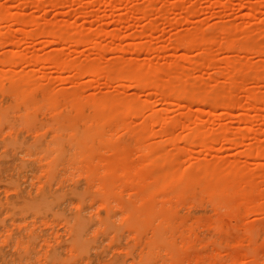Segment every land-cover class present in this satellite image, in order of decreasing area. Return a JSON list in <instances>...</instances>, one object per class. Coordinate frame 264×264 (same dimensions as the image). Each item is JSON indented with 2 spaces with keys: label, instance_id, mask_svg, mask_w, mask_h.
I'll return each mask as SVG.
<instances>
[{
  "label": "rangeland",
  "instance_id": "1",
  "mask_svg": "<svg viewBox=\"0 0 264 264\" xmlns=\"http://www.w3.org/2000/svg\"><path fill=\"white\" fill-rule=\"evenodd\" d=\"M0 9L8 17V20L0 22V33L5 38L2 37L3 42L0 43V60H5L9 51L16 52L19 57L26 55L27 58L61 55L67 62H75L83 67L100 65L105 73L116 74L114 80L103 79L101 84H97L99 75L77 76L70 68L62 73L49 63L36 66L33 63H18L14 69L16 72L36 73V80L44 89L62 93L82 89L83 99L98 94L132 102L135 109L128 118V124L138 133L144 128L151 131L150 137L146 138L148 142L145 141L149 145L147 149H150L146 150L144 146H140V149L133 144V147L127 146L126 153L128 160L135 164L133 171L139 169L145 172L143 180L138 178L137 181L140 180L141 185L155 196L143 198L133 190L138 183L134 182L133 189L131 183L130 187H126L128 184L120 186V190L118 187L120 200L142 208L138 218L147 219L153 226L161 223L163 214L176 208L174 220L169 223L165 234L170 251L159 256L153 252H143L139 244L155 239L152 230L146 228L138 235L130 233L123 225L118 202L111 199H108L106 211L112 229L107 230L104 225L100 227L99 221H102L106 211L102 210L100 216L98 206L93 203V197L103 198L107 194L102 187L105 173H109L111 163L118 158L124 146H113L114 152L110 150L111 146H79L81 143L69 142L63 134L65 131L60 129V125L67 122L64 119L49 121L52 125H48V120L43 118L25 124L15 117L0 127V144L10 136L21 146H0V159L30 158V165L40 168L39 175L49 160L57 161L59 166L54 189L59 190L61 196H66L59 210L63 209L66 216L76 214L68 198L71 194L77 195L84 199L82 215L91 224V229L83 235V240L89 244L86 260L79 261L75 253L64 247L69 238L68 231L65 226L55 222L52 226L42 227L44 235L37 240L39 245L35 251L39 252L41 248L44 251L55 250L56 256L49 261L46 255L39 254L32 260L33 264H133L132 260L141 256L147 261L146 264H264V102L251 100L255 96L264 99V0H0ZM15 17L23 19L26 24L17 25L13 20ZM49 26L51 29L57 26L56 29L61 32L65 30L64 33L67 32L69 36L78 33L79 37H92L97 43L89 39L76 44L66 38L57 42L52 36H46L51 34ZM25 31L32 33L28 37ZM181 39H194L195 43H199L186 50L180 44ZM142 66L161 70L159 75L162 83L165 82L163 87H172V82L177 86L180 84L197 96L196 102L181 100L171 92L166 95L168 91L163 95L154 85L128 79L134 70ZM8 68L1 64L0 72ZM44 73L51 77L53 84L40 77ZM233 75L237 79L231 81ZM227 99H234V102L231 100L234 106L229 105L232 108L223 105ZM169 102L173 104L168 105ZM158 117L162 120L160 125L155 123ZM175 122L180 123L176 125ZM83 123H79L82 124L81 130H88ZM50 126L53 130H49ZM197 129H201V132L207 129L209 135L211 132L216 135L217 132L222 134L223 129L224 132L228 130L229 138L234 141L239 139V142H226L217 133L218 137L213 135V141H209L211 145L205 149L198 137L199 141L192 140L193 143L185 138L193 137ZM129 130L120 129L115 133L106 131V138L111 137L119 145L123 141L130 142L132 138L137 140L139 134L133 136ZM165 131L172 132L169 134H173V141L166 142L168 135L164 133L168 132ZM58 141L65 142L60 152L56 151ZM156 141L163 146L152 148L149 142ZM168 154H172L171 160H167ZM83 157L88 159L84 162L83 171L77 172L73 167L78 168ZM203 161L223 169L234 162L239 163L253 175L257 188L253 192L255 198L252 199L255 201L250 203V209L238 215L235 234H229L223 242L212 225L204 222L209 218L218 220L220 215L230 219L233 215L226 204H210L206 194L197 192L199 188L185 196L188 203L177 204V194L173 193L177 190L160 186L165 165L182 173L189 168L195 167L197 170L196 166ZM131 163L129 169H133ZM137 163L141 164L140 167L136 166ZM28 176L29 184L38 183L37 178L31 174ZM26 179L21 176V188L25 190L28 187L31 195L37 196L38 191L29 187ZM112 184L109 186L114 187ZM1 191L3 203L14 196L13 192L5 193L3 188ZM165 194L170 195L165 197ZM153 206L158 211L150 220L148 209ZM198 218H202L203 222H198ZM187 221L190 224L195 222L194 226L188 229ZM116 234L119 235V243L112 246L111 239ZM189 235H193V239ZM237 235L239 237L235 239ZM1 249L6 252L10 247L3 246Z\"/></svg>",
  "mask_w": 264,
  "mask_h": 264
},
{
  "label": "bare ground",
  "instance_id": "2",
  "mask_svg": "<svg viewBox=\"0 0 264 264\" xmlns=\"http://www.w3.org/2000/svg\"><path fill=\"white\" fill-rule=\"evenodd\" d=\"M152 5L153 4L149 6L151 7ZM0 12H1L0 22L3 20H8V17H6V13H4L2 9H0ZM16 17L13 18V20L14 22H16L17 25L26 24V22L23 23L24 22L23 19L21 20V18L19 17L16 18ZM49 27H50L49 32H51V34H47L46 36L48 37L52 36V38L57 42L58 41L61 42L62 40L64 41L66 38L68 40L71 39V41L76 42V44L80 43L81 41L86 42L89 39L91 40V42L97 43V41L92 40L91 36H90L91 38L86 39V37L82 35L84 30L83 32L79 31L80 34L82 35L80 37L78 33L76 34V32H75L76 36H73L74 34H72L71 36H69L70 34H67L68 35L67 36L66 35L67 32L64 33L65 30L61 32L62 30L59 29L58 31L56 29L57 26L56 28L54 27L53 29H51V26ZM39 29L40 28H38L37 31ZM39 32L41 31L39 30L38 34H40ZM30 33L32 32L27 33L25 31V35L28 37L30 36ZM42 35H44V33H42ZM2 37L3 39H5L4 36H2L0 33V43L3 42ZM7 37H11V36H7ZM83 37H85V39H83ZM181 40H180L181 42L180 44L181 46L186 48V50L187 48L189 49L193 46L194 47L197 46V44L199 43V42L195 43L196 40L194 39L190 41H186L183 39ZM202 49L204 50V52H207L206 51L207 49H205L204 47H202ZM9 52H10L9 55L7 58H5V60H0V65L2 64L4 67L5 66L9 67L6 71L0 72V82H2V85H0V127L3 126V123H10L11 120L15 117L22 119L25 124H28L31 120H34L35 122L43 118L48 120V125H52L49 124V121H53L55 119L58 120L64 119V121L67 122L66 124H61L60 129L65 131L63 134L64 136L67 137V140L69 142L81 143V145L79 146H90L91 148L93 147L95 148L96 146H105V147L111 146L110 148L111 151L113 146L116 147L124 146L118 158L111 163L110 166L111 168H109V173L108 174L107 172L105 173V178L103 179L104 183H102L103 185L102 187L107 191V194L103 198L101 196L93 197V201H94L93 203H95V205L98 206L97 209L99 210V214L101 216V211L107 210L108 199L113 200V202L114 200L117 201L120 206L123 225L130 233L138 235L144 229L146 230V228L152 230L155 239L150 243L142 244L141 242L139 244L143 252L149 251L159 256L163 252L170 251L169 242L165 234H166V228L168 227L169 223H171V221L174 220V216H175L174 212L176 208L170 209L169 212L163 214L161 223L158 226H153L147 219L142 220V218H138V215L141 213L142 208H139L136 204L134 205L130 203H124L123 200L121 201L119 197L121 195L119 194L121 193L119 192L120 186L123 187L124 185L128 184L126 186L128 187L129 183H131L130 185L131 188L133 189L134 188L133 186L135 185L134 182L136 183L138 182V183L137 185H135V188L133 190L140 193L143 196V198H151L155 196L148 188L143 187L141 185L140 182L145 177V172L139 169L133 171L135 168L134 167L135 164L133 165L131 163L133 161L130 162L128 160V153H126L127 146H132L133 144L134 146H139L138 148H140V146L141 147L144 146L146 150L150 149V148L147 149L146 146L149 145H147L148 143L146 144L145 141L148 140L146 139L147 137H150L151 131L149 132L147 129L144 128V130L140 131L141 133L140 132L138 133L136 128L132 129L128 124V118H130V116L132 115L131 113H133V110L135 109V105L127 99L119 100V99L111 98L108 95L98 96V94H96L97 97L96 95H94L93 98L89 97L83 99L81 97L83 96L82 89H80V91L78 89L73 93L71 92L62 93L49 89H44L39 86L36 80L37 78L36 73L34 72L26 73L21 71L16 72L14 69L15 66L18 65V63L19 64L33 63L34 66L41 63H49L53 65L57 69V71L59 70L62 73L70 68L76 73L77 76L81 74H85L88 76L99 75L100 77H98L96 80L97 84L99 83L101 84V81L103 79L114 80L116 74L105 73V71L102 69L100 65L83 67L81 64L75 62L74 63H72L71 61H70L71 63L67 62L65 59L62 58L61 55H57V56L53 55V57L49 56L47 58L46 57L27 58L26 55L24 56L20 55L19 57V55H17L16 52L13 51H9ZM59 56H61V58ZM29 60H33V61L31 62ZM160 72L162 73L161 70H157V71L153 70L150 66L148 68H144L142 66L139 69L134 70L128 79L137 82H143L142 84L144 85L147 84L154 85L158 88V90L160 89V91H162L161 94L168 91L166 95L167 94L170 95L171 92V95H174L181 100L191 101V102H193L194 100L196 102L197 96L193 95V93H191L190 90L189 91L185 90V88L180 86V84L177 86L172 82V87H174V90L170 86H164L165 87L164 88L163 85L165 82L162 83L163 79L159 75ZM48 76L47 74H45L43 77L42 75L40 77L42 79L49 81V84H53L51 77ZM232 78L231 81L237 79L235 78V76L233 79ZM178 79L181 80V77H179ZM168 82L170 83V81ZM189 93L190 95L191 94L192 95L190 96ZM163 95H165V93ZM79 96H80V100H79ZM231 100L234 102V99H230V100L227 99L226 101H224L225 103L223 102V105L225 104L226 105L225 107L232 108L234 106L233 105L234 103ZM251 100L259 101L261 103L264 102V99H262L260 96L259 97L255 96V98ZM227 102L229 103L228 105L226 104ZM172 104H173L172 102L168 103V105H172ZM229 105L231 106L233 105V106L231 107ZM82 122H84L83 125L86 127V129L90 131L81 130L80 126H82V124L79 123ZM155 123L157 125L159 123L162 124L161 118L158 117L157 119H155ZM179 123H177L176 125H178ZM128 128H130V130ZM120 129L129 130L133 134V136L134 134L135 136L136 134H139L138 135L139 138L137 140L132 138L134 141L131 139V141L127 143L123 141L122 145H119L116 142H114L111 137L106 138V133H107L106 131H111L113 133L114 131H119ZM49 130H53L51 126L49 127ZM197 130H196L197 133L195 132L197 135L194 133L193 137L191 135L190 136L191 138L189 136L188 138L187 137L185 138L188 139L187 142L189 143L190 140L191 142L192 140L193 142H196V139L197 140L198 138L201 139L200 140L201 146H205L206 149V147L211 145V144L209 145V141L210 142L213 141L212 138L213 135L215 134H213L214 132H211V135H209L210 132L208 133L207 129L205 131L202 130V132L201 129H197ZM67 131H69V133H67ZM165 132H168V133H164L168 135L167 136L168 140H166V142L169 143L171 140L173 141L172 138L173 134L171 135L169 134L172 132L170 131H165ZM222 132H221L222 134H220L219 132L217 133H219L221 137L224 138L225 141L226 140L227 141L230 140L231 142L234 141L229 138L230 137L229 133L227 134L228 130H225L224 132L223 129ZM80 133H82L81 136L79 135ZM217 133L215 135L216 137H218ZM84 141H88V142L86 144H83L82 142ZM237 141L239 142V139H235L234 142L236 143ZM149 143H152L151 144L152 148L153 147L156 148V146L158 147V145L163 146L161 143L160 145L158 141L149 142ZM64 145H65L64 141L63 142L58 141L56 146V151L57 152L62 151ZM0 146H21V145L17 143V140L8 136L3 139V144L2 145L0 144ZM152 148L151 150H154ZM143 150L145 149L143 148ZM112 152H114V150ZM261 152H263V150ZM172 154H168V156L169 155L171 156H169L170 158L167 156L166 157L167 160H171ZM28 155L32 156L31 154ZM143 155L145 154L143 153ZM174 157L172 158L173 160L177 159V157H175V159ZM87 159H88L87 157H83L79 161L80 164L78 165V168L73 167V169L77 172H82L83 165L85 164L84 162ZM129 163L133 165L132 167L133 169L131 168L129 169V167H131ZM234 163L232 164L230 163L231 165H229L226 169H223V167H220L221 168L220 169L219 167H216V165L214 167L212 165L213 163H209L208 161L207 162L203 161L198 166H196L198 167L197 170L194 167V169L189 168V170H185L182 173H178L177 171L172 170V168L169 165H165L164 177L162 176L163 183L161 181V185H160L162 188H168L167 190H169L170 188L177 190L173 192L177 194V198H178L177 204H179V202H182L183 205V203H185L184 201L187 202L188 199L186 200L185 196H187V194L189 193L195 192L193 190H195L196 188H199L197 192L199 193L201 192L200 194H206L208 196V198L210 199V204H215L216 202L224 203V205L226 204L227 207H229V209L231 210L230 213L233 215L232 216L233 218L232 217L230 218L231 220L229 219V217L223 218L220 215L219 217H222L221 219H219V217L218 220L217 218L214 220L209 218L207 219V221L204 222L206 223V225H212V228L215 230V233L219 236L222 242L226 236L228 238L229 234H233V235L235 234V226L239 222L237 219L238 215L250 209V203H253L255 201L252 199L255 198L253 197L254 196L253 192L255 193V191H257V188L253 183V178H252L253 175L249 173L245 168L238 165L239 164L238 162H237L238 164L236 163L234 164ZM140 165L141 164L138 165L137 163L136 166L140 167ZM146 165H148V163ZM146 165H144V168H146ZM58 166L59 163L57 161H55L54 159L49 160V162H47V164L42 168L43 173L39 175L40 168H38L34 164L30 165V158L29 160H24V159L7 160L3 158L0 159V195H2V191H1L2 188L4 189L5 193L8 192L14 193V196L9 197L5 203H3L2 200L0 199V264H30V263L33 264L34 261L32 260H35L36 256L42 253L43 255H46L49 261L54 259V257L56 256L55 250L44 251V249L41 248L39 252H36L35 248L39 245V242L37 240L44 235L42 227L52 226L53 223L55 222H59L60 224L65 226L68 231L69 238L66 244L64 245V247H66L67 250L75 253V257L79 261H82V259L83 260L87 259L86 254L89 244L86 242L87 240L86 241L83 240V235L85 234L86 231L91 229V224H89L87 222V218L84 215H82V212L85 210L84 199L82 200L80 199V197L73 194L69 196L68 200L71 209L73 208L77 211L76 214L74 215L66 216L64 214L65 212L63 211V209L59 210L63 204L62 199L64 198L65 201L66 196L65 194L61 196L59 190L54 189V186L56 185L55 177ZM219 166L221 165L219 164ZM131 172H135V173H131ZM28 174H31L33 177L37 178L38 183L29 184L28 180L30 178ZM106 174L108 175V177H106L107 176ZM21 176H25L27 178L25 183H28L29 187H32V189H36L38 191L37 196L35 197L32 196L31 191H28V187H26L25 190L21 188V183H20ZM138 178L141 179V181L140 180L137 181ZM108 181L109 182L113 181V182L108 183ZM14 182L18 184H15ZM109 184L114 185V187H112L111 185L109 186ZM167 195L168 194H165V197ZM148 210L151 213L150 214V220H151L155 212L158 211V208L156 206H153V208L150 207ZM225 215H229V214H225ZM197 221L203 222L202 218H198ZM189 222L190 221L186 222L188 229L192 228L195 223L193 222L190 224ZM99 224L100 227L101 225H104L107 228V230L112 229L111 223L109 222L107 211L103 215L102 221L101 220L99 221ZM118 236L119 235L116 234L115 238L111 239L112 246L118 245L119 243ZM192 236L193 235L190 236L191 239H193ZM238 237L239 235H237L235 239H237ZM3 246L10 247V250L6 252H2L1 248ZM126 248L128 249V246H126ZM129 248L131 249V247ZM132 262L133 264L147 263V261L143 256L138 257L137 259L135 258V260L134 261L132 260Z\"/></svg>",
  "mask_w": 264,
  "mask_h": 264
}]
</instances>
